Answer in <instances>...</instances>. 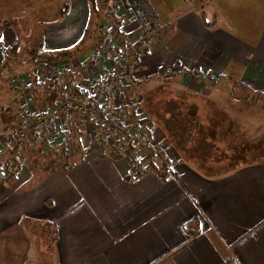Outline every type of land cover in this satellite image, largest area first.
<instances>
[{
    "label": "crops",
    "instance_id": "crops-1",
    "mask_svg": "<svg viewBox=\"0 0 264 264\" xmlns=\"http://www.w3.org/2000/svg\"><path fill=\"white\" fill-rule=\"evenodd\" d=\"M148 1L157 14L154 23L165 32L138 48L137 69L123 73L122 87L109 85L105 106L122 113L132 131L153 123L148 132L168 163L165 175L147 169L149 149L133 146L147 158L134 175L129 155L109 141L94 144L88 126L74 139L81 143L73 149L74 163L36 179L23 175L22 166L9 186H0V264H30L40 231L52 235L55 264H264V160L218 171L223 161L212 152L207 156L205 148L217 140L211 131L216 122L198 114L192 117L198 129L165 131L170 117L153 111L151 94L167 84L170 91L210 96L216 103L254 96L251 102H264V0ZM114 5L108 26L136 39L144 23L121 2ZM66 6V14L32 36L22 27L21 36L12 25L3 26L0 46L12 49V60L35 59L39 86L46 79L43 66L66 68L73 84L91 92L112 67L105 56L94 64L97 4L95 10L89 0ZM24 43L34 47L26 51ZM198 70L216 76L215 82L199 81ZM22 74L31 81L29 72ZM160 79L165 82L154 88ZM78 121L56 117L55 128L67 129L55 132L56 147L65 146Z\"/></svg>",
    "mask_w": 264,
    "mask_h": 264
},
{
    "label": "rangeland",
    "instance_id": "rangeland-1",
    "mask_svg": "<svg viewBox=\"0 0 264 264\" xmlns=\"http://www.w3.org/2000/svg\"><path fill=\"white\" fill-rule=\"evenodd\" d=\"M114 3L115 2L112 0H96L94 3L90 1V5L94 10L97 4L96 14L98 15L99 13L101 18L100 21H97L99 22L98 29L99 25L105 22V11L111 7L114 10L111 20V22H113L116 9ZM67 4H69V0H0V31L3 29V26L8 24L12 25L15 31L18 34L20 33L21 36L23 29L24 34H31L32 36L33 32H39L44 24L49 25L56 22ZM100 9L101 13L99 12ZM67 11L68 10H66L64 14H66ZM101 16L103 17L102 23H100L102 20ZM151 24L159 26L154 22ZM21 27L23 29H21ZM110 27L117 31V33H121L120 29H116L117 26L110 25ZM26 39H29V37H26ZM24 45V50L26 51L34 47L26 43H24ZM3 49H7L9 53H4ZM12 53L13 51L11 48L0 46V63H2L0 67L8 63V61V65H10L9 69L0 71V165L6 167L4 176L0 178V186H9V183L14 181L17 171L21 169L22 166L25 173L23 175L28 176V178L32 176V179H36L67 163H69V165L74 163L73 159H67L70 154L71 156L73 155L72 149L81 147L79 140L74 139H76L78 135H81L80 133L85 131L88 126H90L91 131L90 139H92L91 141H93L94 144L109 141L114 144V148L117 149L118 146L123 143L124 140L116 136L112 128L105 126V117L95 118L92 119V121L86 119L84 121L79 114L72 112L66 115L60 113L56 115V117L62 115L66 118L78 116L81 120L77 122L74 135H71L70 132L65 136L68 140H64L65 143L63 145L70 143L67 147L63 146L62 148H58L54 143L55 132L57 131L58 134L62 132L63 129L67 130L65 128L58 130L55 128L54 120L56 117L50 121L47 138L45 140L39 141L38 139H34L31 143L26 141L21 145L17 138L21 121L19 108L28 106L29 110L38 111L43 110L46 106H56L58 99L55 94H62V89L64 87L67 88V86L61 81H52L51 73L58 68H48V66H46L47 68L43 66V68L47 70L40 71L41 76L46 72V79L44 84L39 86L37 80L39 74L36 73V71V77H34L35 73L33 74V71L37 70V65L35 67L34 64H31L35 59L30 57V63L16 59L17 57L12 60ZM41 56H43V54L38 55V57ZM4 59L6 61L5 63H3ZM45 60L46 59H44V61ZM47 61L53 62L52 60ZM24 72H29V74H31V81L22 79L23 74L22 76L20 74ZM163 82H165V80L160 79L154 83L153 87L155 88ZM171 85L173 84L171 83ZM24 86L26 87L25 89H23ZM51 86L53 87L54 94L48 97V91ZM156 89L151 93L153 97V111L158 113L160 118L166 115L170 117L168 123L164 122V125H162L165 131L167 130L170 133L175 132L182 135L184 131L188 133L195 130L194 128L198 129L199 126L196 125L194 123L195 120L192 119L193 116H198V114L204 117V121L209 118L216 122L211 131L217 134V140L216 142H214V140H209L205 148L207 156H210L212 152V158L216 159V162L223 161L224 165H218V171L226 170L227 168L232 169L240 164L264 160V102L261 100L251 102L252 100L254 101L256 96H254V98H249L250 100L247 99V101L243 100L234 103H232V99H229V102L227 99V103L222 104L216 103L210 96L197 94L189 95V93L185 91L175 92L171 90V92L168 90L167 84L165 87H158ZM37 90L39 94H36L37 92L35 93ZM67 90H64V92ZM38 100L41 101L40 107L32 108V105H35ZM155 100H157V102ZM262 100L264 101V99ZM17 102L20 104L17 105ZM112 110L117 109H115V107L108 108L105 105L103 106V113L105 116L111 113ZM156 113H153L154 116L157 115ZM46 142H50L53 148L48 145L45 146ZM180 142H183L182 139ZM212 143H215V145H212ZM129 146L125 145L124 152L120 153L124 154L126 152L124 155L128 154L132 161H137L136 163L141 167L142 171L145 168L144 164L147 162L145 156L151 153L150 156H148L150 157V161L149 164L146 165L147 169L155 167L160 170H157L160 174L165 175L167 167L162 166L158 158H152V149L146 151L145 155L140 153L139 156H141V158L144 156L143 162L141 163V158L135 155L134 145L130 144ZM154 147L160 149L157 145H154ZM213 151L216 152L214 153ZM133 157L135 158L134 160ZM79 159L80 156L78 157L77 155V160ZM213 159L212 161H214ZM25 171H27V174ZM139 174L141 173H137L136 176H139ZM40 232L38 236L35 237L36 240L34 239L30 264H55L54 256L51 254L53 247H49L52 242V235H46L43 231Z\"/></svg>",
    "mask_w": 264,
    "mask_h": 264
},
{
    "label": "built area",
    "instance_id": "built-area-1",
    "mask_svg": "<svg viewBox=\"0 0 264 264\" xmlns=\"http://www.w3.org/2000/svg\"><path fill=\"white\" fill-rule=\"evenodd\" d=\"M108 10V11H107ZM105 11L104 23L99 25V40L94 54V64L102 61L104 56L111 59L112 67L108 71L106 77H102L96 83L93 91L87 92L84 88L74 85L69 76L68 69L58 68L51 73L52 81L63 82L68 90L62 94H55L58 99L56 106H46L43 110H29V107H20V130L17 133L18 141L23 145L26 141L30 143L34 139L43 141L47 138L50 121L56 117L58 113L66 115L68 113H77L85 121L86 119H95L105 117V126H108L114 130V134L123 139V143L127 146L133 144L140 148L152 149L153 154L161 162L162 166L168 165L164 154L161 149H156L152 144L151 134L146 130H130L129 123L125 122L126 119L122 113L117 110H112L107 116L103 113V106L105 105V96L109 89V85L113 84L116 87H122L124 81V72L133 73L138 66L139 49L142 45L148 41L159 38L164 33V28L161 26H155L145 24L142 26L141 31L136 39L129 38L128 35L117 33L110 26L113 8H109ZM137 48V49H136ZM4 53L8 54L7 49H3ZM195 76L201 82H215L216 76L207 73L204 70H198L195 72ZM26 87L24 86L23 89ZM53 92V93H52ZM54 90L51 86L48 91V97L53 96ZM33 108V107H32ZM105 112V111H104ZM106 113V112H105ZM125 120H124V119ZM121 143L117 150L124 152L125 145ZM53 145L50 142H46L45 146ZM130 147V146H129ZM131 148V147H130ZM126 154V152L124 153ZM138 157L140 152H136ZM132 169L134 173H141V167L135 161H132ZM160 171L159 169H157ZM167 171V170H166ZM134 174V175H136Z\"/></svg>",
    "mask_w": 264,
    "mask_h": 264
},
{
    "label": "trees",
    "instance_id": "trees-1",
    "mask_svg": "<svg viewBox=\"0 0 264 264\" xmlns=\"http://www.w3.org/2000/svg\"><path fill=\"white\" fill-rule=\"evenodd\" d=\"M90 1L92 3H94L96 0H90ZM112 1L121 2L126 9L133 11V13L135 14L136 18L138 19V21L140 23L152 25L151 23H153L157 19V14L154 11V9L152 8V6L148 0H112ZM66 10H68L67 6L64 7V11L62 12L63 15H64ZM152 127H153V123L149 122V123H147V125L145 127H141L139 130L149 131V129ZM67 143H69V142H67ZM69 144H65L64 147H67ZM71 151H73V149ZM152 158L155 159L154 154H152ZM67 159H71V154L68 156ZM134 159L135 158L133 157V160ZM5 169H6L5 166L0 165V178H2L4 176V170ZM153 169L156 170L155 167H153Z\"/></svg>",
    "mask_w": 264,
    "mask_h": 264
}]
</instances>
